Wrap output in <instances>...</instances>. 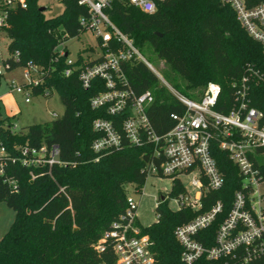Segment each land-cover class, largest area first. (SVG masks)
Returning <instances> with one entry per match:
<instances>
[{"label":"trees","instance_id":"trees-1","mask_svg":"<svg viewBox=\"0 0 264 264\" xmlns=\"http://www.w3.org/2000/svg\"><path fill=\"white\" fill-rule=\"evenodd\" d=\"M61 1L62 12L46 17L39 10V0H26V8L11 11L6 28L9 52L19 53L18 62L8 59V70L27 62L42 67L44 81L34 94L47 89L50 96L56 91L64 111L50 122L31 124L21 132L13 131L12 124L1 126L0 121V144L6 151L0 158V201L15 211L9 230L0 238V264H115L111 245L107 244L102 253L94 247L102 232L110 229L124 211L127 185L139 188L147 177L143 166L150 160V144H130L119 126L120 146L94 160L97 154L91 144L100 134L93 130L92 122L104 118L116 124L118 116L90 104V98L104 90L101 80L95 78L84 88L77 71L64 75L69 52L59 54L58 46L87 30L80 19H87L89 11L79 0ZM246 1L255 4L264 0ZM155 2L153 13H144L126 0H112L105 12L138 50L151 48L175 77L187 82L183 87L175 82L180 93L189 96L187 88L209 81L217 83L220 94L215 109L220 112L227 113L234 104L233 83L239 85L247 77L249 105L263 113L264 121V51L240 25L233 9L220 0ZM92 62L85 63L78 53L77 65ZM122 67L137 94L150 90L154 96L146 109L154 132L160 135L169 130L174 124L170 114L182 112L183 105L144 62L132 60ZM43 142L48 148L58 146L62 163L23 165L17 147L38 148ZM212 154L224 183L219 190L207 193L202 210L219 200L225 212L240 187L241 176L215 143ZM257 165L264 177V161ZM171 187L172 195L182 190L178 180ZM155 210L156 221L142 227L153 242L155 259L161 264H183L179 259L181 246L173 231L196 212L189 208L171 210L167 201L159 202Z\"/></svg>","mask_w":264,"mask_h":264},{"label":"built area","instance_id":"built-area-1","mask_svg":"<svg viewBox=\"0 0 264 264\" xmlns=\"http://www.w3.org/2000/svg\"><path fill=\"white\" fill-rule=\"evenodd\" d=\"M111 1H78L89 11V17L81 18L80 24L94 32L99 53L94 57L83 56L85 63L93 61L83 65L76 64L77 57L71 59L68 56L66 63L69 66L64 70L65 76L73 70L77 71L78 80L84 88L89 87L95 78L101 80L104 90L92 96L90 104L94 108L104 107L109 115L118 116L116 124L104 118L92 122L93 130L100 134L91 144V149L97 154L94 160H98L103 152L120 146L121 133L117 126L130 144H150V160L143 166L147 176L167 177L171 184L178 180L182 187L175 195L171 194V190L162 192L156 205L167 201L171 210L189 208L196 212L173 231L181 246L180 261L183 264H264V193L260 188L264 177L257 165V157L263 154L261 149L264 148V121L263 113L249 105L245 84L247 77H243L239 85L233 83L236 88L235 101L227 113L215 109L220 94L217 83L209 82L203 95L196 100L173 90L141 56L132 39L110 20L105 10L110 7ZM126 1L144 13L156 10L155 0ZM220 2L233 9L240 25L262 45L264 51V1L255 4H249L246 0ZM26 7V0H0V33L7 34L11 11ZM7 51L5 58L0 51V77L8 70V59L19 61L17 51L9 52L8 45ZM65 53V48L59 49V54ZM132 60L144 62L161 85L169 88L183 105L182 112L170 114L174 124L160 135L152 129L146 113L154 100L152 92L145 90L137 94L124 74L123 64ZM19 67L23 68V82L16 84L12 80L10 89L24 95V101L29 102L35 88L43 83L45 71L32 62ZM48 94L49 91L45 89L37 95ZM11 129L16 131L15 126H11ZM214 143L227 153L241 176L240 187L234 191L231 205L225 212L219 200L202 210L203 198L207 197V193L219 190L224 183L212 154ZM17 150L25 166L62 163L56 144L48 148L43 142L38 148L25 145L17 147ZM4 155L6 151L0 144V158ZM15 158L11 160L15 161ZM183 177L188 179L187 184L182 181ZM126 189L124 211L118 220L112 222L110 229L102 232L94 248L102 253L107 244L111 245L115 264H161L154 257L153 242L149 235L142 232L144 226L136 214L139 200L130 190L139 192L138 188L129 184ZM170 199L175 203V208L170 207ZM219 216H222L221 219H218Z\"/></svg>","mask_w":264,"mask_h":264},{"label":"rangeland","instance_id":"rangeland-1","mask_svg":"<svg viewBox=\"0 0 264 264\" xmlns=\"http://www.w3.org/2000/svg\"><path fill=\"white\" fill-rule=\"evenodd\" d=\"M38 3L39 6L45 7L43 12L46 17H54L63 10L61 0H39ZM231 23L235 24V19L231 18ZM0 36V51L2 57L5 58L8 56L7 45L10 39L7 34L2 32L0 33ZM188 47L194 48V45ZM62 48H65L69 52L68 56L71 59L76 58L79 52L83 56L90 55V57H94L99 53L95 34L91 30H86L79 36L66 39L58 46V49ZM89 48H91L92 51H90ZM138 51L173 90L180 92L174 87V84L177 81L181 87H183L184 84L187 83L185 80L175 77L171 72L169 65L163 59L158 58L151 48L145 47ZM22 72V67H16L12 70H5L4 75L0 77L1 126L12 124L18 132L24 131L25 128L31 124L50 122L51 120L62 116L64 111V106L56 91L47 97L31 94L29 102L24 101V95L11 91L10 84L12 80H14L16 84L23 82L21 76ZM209 82H207L206 85ZM206 85L187 88L189 94L187 97L195 100L201 97ZM257 160L259 162L264 161V152L263 154L258 155ZM182 181L185 184L188 183L186 177H183ZM171 185V180L167 177L148 175L144 185L138 188L139 192H135L133 189L130 190V193L139 200L136 214L139 222L143 226H148L156 221V200L162 192L168 193L171 190ZM260 188L264 193V183ZM169 205L171 208L176 207L171 199L169 200ZM14 218L15 211L9 208L3 201H0V238L9 230Z\"/></svg>","mask_w":264,"mask_h":264},{"label":"water","instance_id":"water-1","mask_svg":"<svg viewBox=\"0 0 264 264\" xmlns=\"http://www.w3.org/2000/svg\"><path fill=\"white\" fill-rule=\"evenodd\" d=\"M39 10H40V11H44V10H45V7L40 6V7H39ZM159 35H161V34H159ZM65 55H67V53H65Z\"/></svg>","mask_w":264,"mask_h":264}]
</instances>
